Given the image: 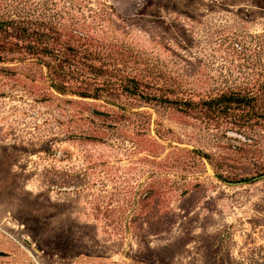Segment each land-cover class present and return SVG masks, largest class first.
I'll use <instances>...</instances> for the list:
<instances>
[{"label": "rangeland", "instance_id": "rangeland-1", "mask_svg": "<svg viewBox=\"0 0 264 264\" xmlns=\"http://www.w3.org/2000/svg\"><path fill=\"white\" fill-rule=\"evenodd\" d=\"M230 92L264 108V0H0V264H264V111L202 105Z\"/></svg>", "mask_w": 264, "mask_h": 264}, {"label": "trees", "instance_id": "trees-1", "mask_svg": "<svg viewBox=\"0 0 264 264\" xmlns=\"http://www.w3.org/2000/svg\"><path fill=\"white\" fill-rule=\"evenodd\" d=\"M48 29L41 30L33 26L22 24L16 29V38L26 43L27 49L31 51H56L55 43L57 37ZM57 88V86H54ZM136 87V86H135ZM61 92L63 89L59 88ZM133 92V91H130ZM87 96V93H79ZM204 109L213 115L214 119L228 118L234 122L248 123L259 118L263 114L264 108L255 96H249L237 92L222 94L214 99L202 103ZM190 108L193 105H187Z\"/></svg>", "mask_w": 264, "mask_h": 264}, {"label": "water", "instance_id": "water-1", "mask_svg": "<svg viewBox=\"0 0 264 264\" xmlns=\"http://www.w3.org/2000/svg\"><path fill=\"white\" fill-rule=\"evenodd\" d=\"M264 176H261V178H263ZM226 184H228V185H237V184H239V183H229V182H226Z\"/></svg>", "mask_w": 264, "mask_h": 264}]
</instances>
